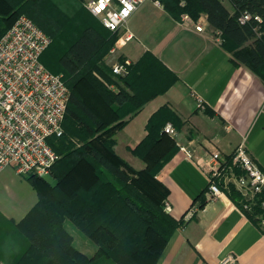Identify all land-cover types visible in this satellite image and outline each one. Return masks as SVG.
<instances>
[{
    "label": "trees",
    "instance_id": "trees-1",
    "mask_svg": "<svg viewBox=\"0 0 264 264\" xmlns=\"http://www.w3.org/2000/svg\"><path fill=\"white\" fill-rule=\"evenodd\" d=\"M159 1L177 19L184 12L196 19L205 13L227 46L237 49L250 42L236 50L240 59L255 67L264 64V33L258 34L264 30V0H231L234 12L222 0ZM47 4L57 7L52 0H0V38L20 15L29 16L51 37L41 60L53 72L62 73L70 89L64 132L47 139L58 155L51 173L27 175L38 192L37 202L19 220L0 211V263L159 264L171 236L186 221L166 209L169 189L158 178L179 149L166 124L171 121L178 128L182 120L166 105L150 116L146 135L133 149L147 162L141 170L119 157L113 147L117 131L148 100L167 91L177 75L146 51L121 75L130 90L111 89L95 75L94 71L106 74L94 59L111 49L120 30L107 28L99 19L102 27L90 22L67 41L64 23L47 14ZM245 11L260 15L262 21L253 16L242 23L239 17ZM50 49L58 54L50 55ZM227 191L243 208L249 203L244 210L254 221H264V189L250 201L234 186ZM204 205L203 197L200 206ZM67 220L96 244L93 253L76 246Z\"/></svg>",
    "mask_w": 264,
    "mask_h": 264
},
{
    "label": "crops",
    "instance_id": "crops-1",
    "mask_svg": "<svg viewBox=\"0 0 264 264\" xmlns=\"http://www.w3.org/2000/svg\"><path fill=\"white\" fill-rule=\"evenodd\" d=\"M222 1L234 12L231 0ZM194 19L202 23V31L183 25L181 17H173L162 4L148 0L121 28L132 37L118 47L119 55L132 62L151 51L177 80L167 91L148 100L118 131L116 147L136 166H142L129 149L146 135L150 116L166 105L182 120L178 128L167 122L174 126L172 134L179 149L158 178L169 189L167 210L177 219L189 209H194V214L175 230L159 264H220L229 255L235 257L229 264H264V222L254 221L228 191L210 195L206 167L211 151L220 149L228 159L244 140L264 170V64L255 67L238 57L236 50L249 41L232 48L219 41L220 30L210 24L205 13ZM262 33L264 30L258 31ZM195 93L203 98V104L198 105ZM10 166L0 172V186L25 188L3 181ZM32 189L28 190L29 200L24 190L20 194V201L30 202L21 217L14 215L19 205L0 203V211L7 218L24 217L38 200L37 190ZM203 197L205 205L201 207Z\"/></svg>",
    "mask_w": 264,
    "mask_h": 264
},
{
    "label": "built area",
    "instance_id": "built-area-1",
    "mask_svg": "<svg viewBox=\"0 0 264 264\" xmlns=\"http://www.w3.org/2000/svg\"><path fill=\"white\" fill-rule=\"evenodd\" d=\"M148 0H88V10L109 29L116 31L126 25L132 14ZM161 4L159 0H153ZM258 14L243 12L240 21L245 23ZM181 23L202 31L204 26L191 14L184 12ZM257 25L256 28H258ZM131 32L123 33L119 40H129ZM219 41H223L220 31ZM51 42V37L29 16L20 15L0 38V172L16 165L21 173L33 172L41 176L51 173L58 155L49 145L51 135L64 132L63 121L70 100V89L62 73L50 70L41 60V54ZM116 48H113L114 51ZM130 61H118L112 73L125 75ZM198 105L203 98L195 93ZM166 130L174 133V126L166 124ZM181 149L191 157L185 147ZM208 192L212 196L223 194L234 186L246 201L253 200L264 189V170L252 156L242 140L235 148L231 161L220 149L210 153L207 162ZM264 204V202H263ZM166 209L170 203L166 200ZM244 208L249 203H244ZM189 209L184 219L192 217ZM235 257L229 255L220 264H229Z\"/></svg>",
    "mask_w": 264,
    "mask_h": 264
},
{
    "label": "rangeland",
    "instance_id": "rangeland-1",
    "mask_svg": "<svg viewBox=\"0 0 264 264\" xmlns=\"http://www.w3.org/2000/svg\"><path fill=\"white\" fill-rule=\"evenodd\" d=\"M52 2L57 6L54 7L53 9H51V7L48 6V12L47 14H51L53 17L61 20L64 23L65 26V33H64V39H66L67 41H71L75 36H77L83 29V27L90 23L93 22L97 25H100V21L99 18L96 16H93L88 8H87V2L88 0H52ZM58 8L62 11H64V14H60V11L55 9ZM51 18V17H50ZM102 27V26H101ZM123 35L122 31H120V35L118 37V39L116 40V42L114 43V45L111 47L110 50H106L104 51L102 54H98L95 57V61L96 64L98 66V68L100 70H102L104 72L103 75L102 73L98 72V71H94L95 75L97 77H99L101 80H103L108 87H110L113 90H119L121 88H127L125 82L123 81V77H121V75H115L112 72V66L113 64H115L118 61H121L122 57L121 55L118 54V47L123 44L125 41V39L119 40V38ZM113 48H116L114 51H112ZM50 55L54 54V56H56L58 53L54 52L53 50H49L48 52ZM127 59H125L124 61H126ZM129 61V60H127ZM131 62V61H130ZM119 131V130H118ZM117 131V133H118ZM117 133L115 134V144H114V152L121 157L122 159H124L128 164H130L131 166H133L136 170H141L143 168H145L147 166V162L142 159L140 156H138L136 153H134L133 149L136 147V145L141 141H139L137 144H135V146L131 147V149H129V151L132 153L133 157H137L139 158L142 162L143 165L141 166H136L135 163H133V161L131 159H128L127 157H125L120 151L119 149H117L116 145L118 143V139H117ZM74 140H78L76 138H74ZM11 171L10 173H7L5 176V178L3 179V181L7 180L9 182H13V183H20L21 186H25V188L19 190L18 188L9 190V189H4L2 188V186H0V203L3 204H8L9 207H13L15 205H19V211H17L16 213H14V215L19 218L23 215V213L26 211L28 204L30 203L29 201H20V194L24 193L27 195L26 199L29 200L30 199V195H29V191L33 190L32 185L30 184V182L27 179V175L30 174V172H16V165L12 164L9 168ZM36 174V173H34ZM13 187V186H12ZM14 188V187H13ZM27 188V189H26ZM29 190V191H28ZM264 222V221H263ZM66 226L67 228L71 231V233L74 235V241L77 247L84 249L85 251H87L88 253H93L95 248H96V244L86 235H84L83 233H81L79 231V229L76 227V225L70 221L67 220L66 221ZM89 243V244H88ZM108 263L110 264H114L111 261H109ZM2 264V263H0Z\"/></svg>",
    "mask_w": 264,
    "mask_h": 264
}]
</instances>
